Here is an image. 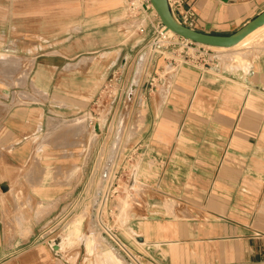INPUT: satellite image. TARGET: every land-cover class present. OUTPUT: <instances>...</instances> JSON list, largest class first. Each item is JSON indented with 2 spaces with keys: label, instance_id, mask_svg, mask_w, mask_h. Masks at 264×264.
Masks as SVG:
<instances>
[{
  "label": "crops",
  "instance_id": "crops-1",
  "mask_svg": "<svg viewBox=\"0 0 264 264\" xmlns=\"http://www.w3.org/2000/svg\"><path fill=\"white\" fill-rule=\"evenodd\" d=\"M171 1H180L179 12L192 15L194 29L220 35L264 10V0ZM0 5L10 11L0 36L31 64L22 87H0V264H116L112 243H95L81 226L83 241L68 239V233L65 241H44L48 222H55L56 232L63 230L77 214L73 203L94 206L100 192H89L94 174L79 173L65 191L62 157L57 152L44 157L40 149L51 135L58 138L53 125L80 119L94 101L91 55L115 47L123 52L122 2L0 0ZM262 28L258 36L264 38ZM251 49L258 52L247 58L245 69L206 60L174 61L167 69L152 65L157 89L148 94L141 88L136 97L141 122L129 142L134 174L125 182L132 178L138 186L140 203L115 227L145 264H264V45L248 53ZM0 60L6 61L2 55ZM96 132L99 136L98 127ZM97 148L87 145L92 152ZM103 210L97 212L100 226Z\"/></svg>",
  "mask_w": 264,
  "mask_h": 264
},
{
  "label": "rangeland",
  "instance_id": "rangeland-1",
  "mask_svg": "<svg viewBox=\"0 0 264 264\" xmlns=\"http://www.w3.org/2000/svg\"><path fill=\"white\" fill-rule=\"evenodd\" d=\"M121 2L123 5L124 17L127 18V20L125 19L122 22L123 25L125 24L122 31L125 43L121 46L124 50L119 54V47H115L110 49L108 51L109 53H96L91 55V58L88 59L93 66L92 73L95 79L94 87L96 95L90 107L79 114V118L85 119L87 117L85 119L87 121H85V127L79 130L73 129L71 128L72 126H68L74 121L67 122L66 124H69L68 126L63 125L60 126V129L57 128V131L59 130L58 132H60L58 138H50V142L46 143V145L44 144L40 149L44 157H51L54 152L59 153L62 157L64 173H66V171L68 172V174H64L63 185L65 191L71 190V179L76 173L83 174L84 176L87 174L89 177L94 174L95 182H89V192L91 195L100 192V197L97 199L95 198L94 206L85 204L80 207L78 203H73L71 211L77 212V214L75 213L72 215L71 218L64 223L67 225L63 230L56 232L55 222H48L43 232L45 235L44 241H47L46 243L49 241H56L59 237L65 241V238L68 236V239L73 238L77 241H82L80 226L84 228V234L93 235L95 239L94 242L97 244H101L107 241V239L110 241L107 235L108 232L104 231L102 228L103 226L109 228L119 238L115 223H117V221L123 222L130 218V213L127 215L123 214L121 208L124 205L128 206V210L130 209L129 212H131L133 211L132 208H134V204L140 203V191L138 186L136 191V185L130 183L131 181L133 182L132 178L130 182H125V180L128 177L127 175L134 172V167L131 166L133 161L132 152L129 151V142L134 140V132L136 130V128L131 129L133 120L137 115L135 111L136 97L140 95L141 88L144 92H148L149 94L157 89L159 83V76L156 73H150L152 65H155V68L158 64L163 65L164 68L167 69V65L170 62L174 63V61L200 62L206 60L208 63L210 62L214 65L222 64L221 66H227L228 69L232 67L235 69H242L241 66L237 65L241 52L247 53V58L258 52L251 49L252 51L248 53L246 50L256 37H260L258 35L262 33L263 28H260V30L258 29L255 32L256 34L253 33V36L250 35V37H248L249 41L245 44L240 45L228 53H219L220 51L218 50L209 49L202 45L186 44L182 41L183 39L181 40L179 37L174 38V36L171 37L169 35L160 36L154 30V28L157 27V23H159V18L154 14L153 10L147 12L146 16L143 18H129L124 9V0H121ZM9 13L10 11H8L7 6L0 5V33L6 30V19ZM141 27L145 28L143 33L138 31ZM5 40V38L0 36V55L6 60H16L17 64H14L15 67H9L1 63L4 61L0 60V87L4 89V91L17 90L24 85L23 81L29 73L31 64L25 62L22 55L13 53V47L11 46L9 49V47L6 46ZM150 53L151 60L144 75V62L139 69V58L143 57L146 59ZM224 61L226 64H224ZM80 83H83V81H80ZM126 118L127 121L125 120ZM89 122L91 123L90 125ZM97 127L100 130L99 136L96 132ZM126 129L129 130L127 131ZM88 131L90 132L89 136ZM124 132L128 133H126L127 135L125 134L126 137ZM55 143H57V145H55ZM59 145L62 146V149H57L55 151V146ZM87 145L91 147L97 145L99 148L92 152V150H87ZM51 146H53V149H48L52 148ZM49 154H51V156ZM35 155L39 156V153L36 152ZM124 155H126V157ZM90 157L92 160L88 162ZM77 161H80V165H77ZM108 178L111 182V188L110 197L107 198L106 202L105 198L102 201V195L106 186L109 184ZM82 184L83 183L80 184V191H82ZM131 189H133V191ZM116 201H119V204H116ZM101 203L104 205L101 222L102 227L97 222V212L99 210L100 213L101 208L99 207ZM122 214L126 216V219L122 218ZM74 222L79 226L78 234L73 233L72 229L66 231ZM67 233L68 236H66ZM46 248L47 252H52L50 246L47 245ZM69 253L70 250L66 252V254ZM110 254L112 260L115 261L116 264H126L115 251L113 252L110 250Z\"/></svg>",
  "mask_w": 264,
  "mask_h": 264
},
{
  "label": "water",
  "instance_id": "water-1",
  "mask_svg": "<svg viewBox=\"0 0 264 264\" xmlns=\"http://www.w3.org/2000/svg\"><path fill=\"white\" fill-rule=\"evenodd\" d=\"M148 2L165 30L173 32L185 41L202 46L232 48L264 26V10H262L233 33L228 35L205 33L181 23L172 8L171 0H148Z\"/></svg>",
  "mask_w": 264,
  "mask_h": 264
},
{
  "label": "built area",
  "instance_id": "built-area-1",
  "mask_svg": "<svg viewBox=\"0 0 264 264\" xmlns=\"http://www.w3.org/2000/svg\"><path fill=\"white\" fill-rule=\"evenodd\" d=\"M172 4V8L173 10L177 11V15L176 17L178 18V20L183 23L184 25L193 28V21H192V15L186 11L183 10L182 12H179L180 10V6H181V2L179 1H171ZM124 9L128 15L129 18H143L144 16H146V13L149 11H152V7L150 6L148 0H124ZM154 28V27H153ZM162 25L159 23H157V27L154 28V30L156 31L157 34H159L160 36H165L163 35V31H162ZM145 30L144 27H141L138 29V31L140 33H143ZM182 40V39H181ZM184 41L186 44H194L185 40ZM109 181V178L107 179ZM111 180V179H110ZM110 188H111V182L109 181V184L106 186V189L103 192L102 195V201L104 200V197L106 199L107 202V198L110 197ZM110 242L112 243V247L115 251L121 253L122 255L125 256L126 258V263L127 264H145L142 259L134 254L116 235L113 231L109 233H107Z\"/></svg>",
  "mask_w": 264,
  "mask_h": 264
},
{
  "label": "bare ground",
  "instance_id": "bare-ground-1",
  "mask_svg": "<svg viewBox=\"0 0 264 264\" xmlns=\"http://www.w3.org/2000/svg\"><path fill=\"white\" fill-rule=\"evenodd\" d=\"M150 4V3H149ZM151 6V5H150ZM152 10H153V12H154V14L156 15V12L154 11V9L152 8ZM163 27V26H162ZM162 31H163V35H169V36H174V38L175 37H177V35H175L173 32H171V31H169V30H165V28L163 27L162 28ZM257 31V30H256ZM255 31V32H256ZM255 32H253V33H255ZM250 35H252V34H250ZM248 37H250V36H248ZM248 37L247 38H245L242 42H240L238 45H236V46H234V47H232V48H217V47H211V46H205L206 48H209V49H213V50H218V51H220L219 53H228V52H230V51H232V50H234L235 48H237V47H239L240 45H243V44H245L247 41H249L248 40ZM197 46L199 45V44H196ZM264 45V38L262 37V36H260V37H257L256 39H254L253 40V42L252 43H250V46H248V48H247V50H246V52H248V50H249V48H256V50H257V48H260V47H262ZM201 46V45H200ZM250 51H252V50H250ZM215 52V51H214ZM144 56V55H143ZM228 58V57H227ZM230 58V57H229ZM140 60H139V62H138V64H139V69L141 68V66H142V63L144 62V66H143V68H144V72H143V74L145 75V73H146V69H147V67H148V65H149V63H150V60H151V53L146 57V59L145 58H143V57H141V58H139ZM236 59V58H235ZM238 59V58H237ZM247 53H242L241 52V56L239 57V60H238V64L237 65H239V66H241L242 67V69H245V68H247ZM251 59V58H250ZM223 60V59H222ZM4 62H7V60L6 61H4ZM228 62V61H227ZM248 62H249V60H248ZM229 63V62H228ZM224 64H226V62L224 61ZM222 65V64H221ZM235 65V64H234ZM233 65V66H234ZM236 65V66H237ZM240 67V68H241ZM142 68V69H143ZM137 70H138V66H137ZM136 70V71H137ZM237 70V69H236ZM138 72V71H137ZM142 73V72H141ZM138 76V75H137ZM141 76V75H140ZM139 77V76H138ZM135 80V79H134ZM137 80V79H136ZM139 83V82H138ZM132 110V109H131ZM123 113V112H122ZM129 114V113H128ZM137 114V113H136ZM134 115V114H133ZM120 117V116H119ZM87 118V117H86ZM85 118V119H86ZM121 118H122V116H121ZM84 118H80V119H76V121H74L71 125H69L68 127H70V126H72L71 128H73V129H82V127H85V125L84 124H86L85 123V120ZM122 120V119H121ZM126 121H127V118L125 119ZM51 121V120H50ZM54 121V120H53ZM123 121V120H122ZM131 121V120H130ZM49 122V121H48ZM52 122V121H51ZM50 122V123H51ZM70 122V121H69ZM87 122V121H86ZM140 119H139V116H137L134 120H133V123H132V125H131V129H134L135 127H137V125L138 124H140ZM130 123V122H129ZM122 124H123V122H122ZM126 124V123H125ZM53 125V124H52ZM62 125V124H61ZM121 125V124H120ZM124 125V124H123ZM122 125V126H123ZM59 128L60 129V126H59V124H55V125H53V128L54 129H56V128ZM66 127V126H65ZM48 128V127H47ZM120 128V127H119ZM122 128V127H121ZM128 128V127H127ZM84 129V128H83ZM124 129V128H123ZM130 129V130H131ZM51 130H52V128H51ZM127 131L129 130V129H126ZM59 131V130H58ZM124 131V130H123ZM123 131H122V133H123ZM120 132H121V130H120ZM119 132V133H120ZM50 133H52V132H50ZM47 134V132H46V135H48V136H50L51 134ZM57 133V132H56ZM127 133V132H126ZM125 132H124V135L126 134ZM128 134V133H127ZM126 134V135H127ZM126 135H125V137H126ZM48 136H46V137H48ZM51 137H52V135H51ZM50 137V138H51ZM124 137V138H125ZM46 139V138H45ZM45 141V140H44ZM47 141V140H46ZM43 142V141H42ZM40 144H42L41 142H40ZM122 145V144H121ZM43 146V145H42ZM115 146V145H114ZM113 146V147H114ZM117 146V145H116ZM122 147V146H121ZM40 148V147H39ZM38 148V149H39ZM132 174H134V172L132 173ZM104 176V175H103ZM135 177V176H134ZM133 177V178H134ZM137 177V176H136ZM134 185V184H133ZM137 185H138V183H137ZM133 187V186H132ZM143 187V186H142ZM135 188H136V191H137V187L135 186ZM132 191H133V189H131ZM135 190V189H134ZM139 191H140V189H139ZM138 191V192H139ZM141 192H142V190H141ZM139 194H140V192H139ZM142 194V193H141ZM141 196V195H140ZM105 198V197H104ZM105 201H106V199H105ZM103 203H101L100 204V207L99 208H101V210L103 209ZM130 208V207H129ZM121 210H122V212L123 213H125V214H127L128 212H129V210H128V206H123L122 208H121ZM102 228H105L104 226L102 227ZM105 230H107V232L110 234V230H108V229H106L105 228ZM72 231H73V233H75V234H78L79 233V226H78V224L77 223H73L72 224ZM81 240L83 241V236L81 237Z\"/></svg>",
  "mask_w": 264,
  "mask_h": 264
}]
</instances>
